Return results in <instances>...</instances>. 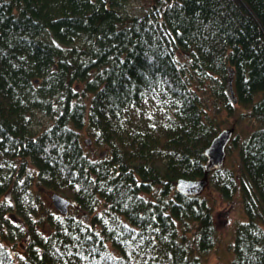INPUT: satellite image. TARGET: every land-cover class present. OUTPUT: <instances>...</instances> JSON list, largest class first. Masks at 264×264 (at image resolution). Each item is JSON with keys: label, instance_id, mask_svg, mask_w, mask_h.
Instances as JSON below:
<instances>
[{"label": "trees", "instance_id": "1", "mask_svg": "<svg viewBox=\"0 0 264 264\" xmlns=\"http://www.w3.org/2000/svg\"><path fill=\"white\" fill-rule=\"evenodd\" d=\"M129 2L0 0V264H203L213 207L179 179L238 195L231 264H264V0ZM210 84L258 123L227 145L238 167L206 170ZM43 190L81 216L46 211Z\"/></svg>", "mask_w": 264, "mask_h": 264}, {"label": "rangeland", "instance_id": "2", "mask_svg": "<svg viewBox=\"0 0 264 264\" xmlns=\"http://www.w3.org/2000/svg\"><path fill=\"white\" fill-rule=\"evenodd\" d=\"M155 0H130L126 12L131 15L142 14L149 11ZM207 91L203 94V99L206 105V111L219 124L221 130H233V136H238L241 139L249 135L257 128L258 123L248 118H240V113L245 112V109L234 103L235 109L232 114H229L225 109L223 100L211 96L209 91L213 89L210 84L206 86ZM50 118L43 113H36L35 127L37 129L45 128L50 124ZM82 143L84 150L92 158H97L106 150V147H99L90 140L87 133L82 134ZM1 161V158H0ZM237 151L232 148L230 154L225 155L224 165H233L238 167ZM52 191L43 190L40 198L43 202L46 211H56L51 199ZM200 195L208 199L213 207L214 220L217 230V243L213 251L202 258L203 264H231L234 258V250L231 247L234 242L235 230L239 223L247 219L243 209L242 202L237 195L234 200H224L221 195L207 184ZM69 214L81 216V211L75 207H69ZM10 248V246H8Z\"/></svg>", "mask_w": 264, "mask_h": 264}, {"label": "water", "instance_id": "3", "mask_svg": "<svg viewBox=\"0 0 264 264\" xmlns=\"http://www.w3.org/2000/svg\"><path fill=\"white\" fill-rule=\"evenodd\" d=\"M230 90L232 91V81H230ZM233 95V92H232ZM233 130L223 129L212 140L210 146L206 150L207 164L206 170L210 171L223 166L224 158L226 155V148L232 139ZM208 184L206 179L199 180H186L179 179L176 185V189L179 193L184 195H200L204 187ZM52 203L54 207L62 214L69 212V207L74 205L73 202L65 197L53 193L51 195Z\"/></svg>", "mask_w": 264, "mask_h": 264}]
</instances>
